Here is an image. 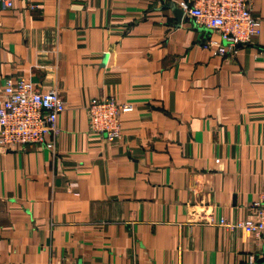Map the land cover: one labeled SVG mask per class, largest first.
<instances>
[{"label": "crops", "instance_id": "0c3cea01", "mask_svg": "<svg viewBox=\"0 0 264 264\" xmlns=\"http://www.w3.org/2000/svg\"><path fill=\"white\" fill-rule=\"evenodd\" d=\"M11 1L0 92L24 78L65 110L52 149L0 146V264H264V235L215 224L264 198V0L226 57L181 0ZM93 97L133 105L120 139L89 130Z\"/></svg>", "mask_w": 264, "mask_h": 264}, {"label": "built area", "instance_id": "2783aa9c", "mask_svg": "<svg viewBox=\"0 0 264 264\" xmlns=\"http://www.w3.org/2000/svg\"><path fill=\"white\" fill-rule=\"evenodd\" d=\"M11 7V0H0ZM35 8L36 4L30 5ZM181 17L209 29L215 37L201 43L214 56L226 57L238 53L259 34V22L253 15L250 0H181L177 3ZM134 109L131 103H118L113 97H93L85 105L90 131L106 140L122 136L121 116ZM65 110V102L55 87H33L24 78L7 77L0 92V146L5 148L26 145L53 148L59 132L57 120ZM253 217L229 220L219 216L216 223L226 231L240 230L255 240L264 235V198L251 203ZM252 255L248 262H252Z\"/></svg>", "mask_w": 264, "mask_h": 264}, {"label": "water", "instance_id": "95a60500", "mask_svg": "<svg viewBox=\"0 0 264 264\" xmlns=\"http://www.w3.org/2000/svg\"><path fill=\"white\" fill-rule=\"evenodd\" d=\"M176 11H177V14H178V18L180 19V17H181V11L179 10V9H176Z\"/></svg>", "mask_w": 264, "mask_h": 264}]
</instances>
